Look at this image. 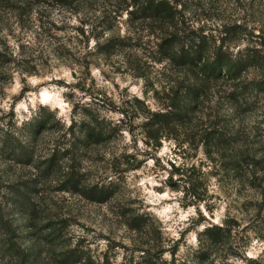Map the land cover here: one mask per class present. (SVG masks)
Masks as SVG:
<instances>
[{
    "label": "rangeland",
    "instance_id": "rangeland-1",
    "mask_svg": "<svg viewBox=\"0 0 264 264\" xmlns=\"http://www.w3.org/2000/svg\"><path fill=\"white\" fill-rule=\"evenodd\" d=\"M181 1V41L204 37L209 54L222 45L239 57L264 32V0ZM122 4L0 5V264L7 229L26 264H58L69 249L90 263L264 264V175L226 163L264 160V75L212 85L191 125L149 141L146 117L184 73L160 61L155 25ZM87 118L107 127L102 141L82 139ZM205 131L228 150L207 146ZM96 184H111L106 202L80 193ZM224 222L231 235L209 247L204 229Z\"/></svg>",
    "mask_w": 264,
    "mask_h": 264
},
{
    "label": "trees",
    "instance_id": "trees-1",
    "mask_svg": "<svg viewBox=\"0 0 264 264\" xmlns=\"http://www.w3.org/2000/svg\"><path fill=\"white\" fill-rule=\"evenodd\" d=\"M10 0H0V5L8 4ZM108 1V0H105ZM123 3L120 12L130 17H135L141 21H151L160 31L158 43L156 45L157 52L161 56L160 61H166L168 64L175 66L184 73V78L177 80L176 84L170 89L169 104L165 106L163 111L152 112L146 117L143 124L145 135L150 141L158 139V136H150L149 132L156 134L165 129L173 130L176 125H191V116L198 105L202 103L210 91V87L216 83L225 80L238 83L244 72L255 69L259 74L264 75V32L260 31L256 35L259 41L255 43V47L246 49L244 54L233 56V54L222 50V45L213 48V52L209 54L205 38L197 40L194 44L185 45L181 41L179 30L178 16L184 5L181 0H116ZM107 40V39H105ZM257 47V48H256ZM99 45H97V49ZM2 54L0 53V60ZM238 86V84H237ZM246 85H243L245 87ZM103 122L97 119H83L81 136L86 141L96 140L102 141V135L107 133V127H102ZM172 127V128H171ZM207 146L224 148L228 150L222 136H217L214 132L205 131L203 135ZM221 137V138H220ZM98 141V142H99ZM223 141V142H222ZM93 143V142H92ZM53 154L47 160L49 166L54 160ZM227 166L232 171L241 170V164L256 168L257 166L264 175V160L250 159L246 155L233 154L227 155ZM254 177V176H253ZM111 184L98 186L93 185L81 190V194L96 203L106 202L112 195L109 188ZM129 227L134 230L140 229V223L137 219L128 223ZM4 224L1 226L3 227ZM10 228V227H9ZM4 234V249L7 253V261L9 264H26L27 258L24 251H21L13 242L14 233L7 229ZM231 227L226 222L222 225H211L206 227L202 233L207 240L208 246L217 245L221 242L222 237L231 235ZM174 254H172L173 256ZM59 257L58 264H108L107 262L90 263L86 262L88 257L77 249H69L62 252ZM86 257V258H85ZM203 264V263H202Z\"/></svg>",
    "mask_w": 264,
    "mask_h": 264
}]
</instances>
